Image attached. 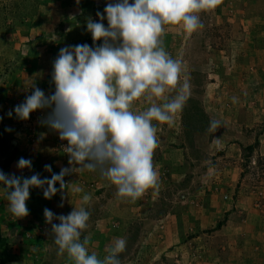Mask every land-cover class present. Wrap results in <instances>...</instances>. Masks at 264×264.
Returning <instances> with one entry per match:
<instances>
[{"label":"rangeland","instance_id":"rangeland-1","mask_svg":"<svg viewBox=\"0 0 264 264\" xmlns=\"http://www.w3.org/2000/svg\"><path fill=\"white\" fill-rule=\"evenodd\" d=\"M40 1L0 0V76L4 78L9 72L19 73L23 82L21 86L27 92L25 98L31 94L32 90L29 88L33 84L44 91L45 88L55 91L52 72L56 56L59 55L61 48L74 46L80 42L79 39L74 40L76 43L74 44L68 40V37H71L68 24L74 20L78 9L88 16L94 13L89 3L95 0L79 2L47 0L46 11L40 10ZM103 2L104 9L109 0ZM200 19L204 24L203 29L192 35L187 34L184 39L181 37L179 44L174 40L172 44L164 45L173 58L182 61L181 80L183 82L186 79L190 88L185 106L177 114L178 117H175L174 125L171 127L166 124L158 125L157 128L159 147L154 153L153 163L154 166L160 164L158 188L149 189L138 199L140 200L138 203L129 200L127 202L117 195V190L102 176L89 175V178L99 177L101 180L87 179L88 175L78 177V174L74 173L65 177V183H70L65 191L72 186L77 177L80 184L92 192L90 205L95 215L96 229L105 225L106 233L110 232V229H116V234L117 231H123L122 235L118 234L119 238H125L127 241L126 251L120 254L122 264H214L216 257L220 259L217 264H231L220 252L224 246H228V243L227 245L225 243L226 237L229 235L233 238L232 231L236 224L226 230L228 217L222 219L220 217L215 221V216L209 218L206 214L203 217L205 213L198 210L203 204L201 201L205 191L203 187L211 185L212 188L213 185L212 182L208 183L210 173L207 172V168L211 167V172L214 173L213 169L218 163L217 160H213L216 158L214 147L216 144L213 139L220 130L234 132L225 122L231 116L229 107L241 101L240 96L243 95L248 102L258 101L264 106V54L261 52L264 50V0H221L215 9L201 13ZM248 39L254 41L244 42ZM6 78L3 86L7 85ZM175 94L176 92L172 91L166 96L170 99ZM233 97L238 98V101L233 102ZM17 98H19L17 104L25 100ZM142 101L144 107L142 110L138 109V112L147 109L148 102L143 99ZM154 101L157 105L166 102L156 98ZM249 105L251 109L255 103ZM195 107L201 109L210 121H219L220 127L201 133L189 131L188 125L194 124L197 118ZM213 113L215 118H212ZM243 115V112L238 113L235 118ZM45 118V114L37 111L32 113L27 121L14 118V125L2 124L0 170L6 174H15L13 164L21 157L32 161L33 167L30 171L46 164H50L55 173H59L62 168L73 167L69 165L68 155L61 154L58 146L59 135L52 134V138L44 143L42 139H37L41 129L48 130L41 122ZM8 128L12 131H6ZM241 132L248 138L256 135V140L252 144L243 142L246 162L248 157L256 158L254 152L259 151L258 137L264 133V123L260 125L258 123L254 127L244 124ZM45 147L62 158L57 162L36 157L45 151ZM249 147L253 148L251 152ZM256 169L255 167L252 170L251 166L249 168L252 172ZM22 172L21 175L24 177ZM40 176L51 178V174ZM210 176L214 179L213 175ZM193 180L197 182L193 183ZM56 187L59 189V184ZM0 189L5 190L3 186H0ZM37 192L39 194L34 192L36 205L32 208L36 212L40 209L44 213L45 208H51L48 204L50 200L44 198L42 189ZM205 192L209 193L212 190ZM203 196L205 199L206 196ZM108 198L121 202V207L110 210L109 206L103 218L101 208L95 203ZM257 199L256 193L255 204ZM186 215H191V222H188V226L186 224L184 234L178 235L177 240L167 238L168 231L171 228L178 229V224H183L179 220ZM110 216V222L107 221V224L105 218ZM173 217H175L173 223L169 222ZM0 240H3L1 236ZM46 242L42 248L44 255L45 253L47 255L46 259L34 260L35 263L32 264H48L47 259L53 264L55 258L51 248L53 238L47 239ZM18 246L9 241L7 252L3 254L0 252V264H25L23 251L18 258L20 261L14 263V256L18 255L20 249L22 250L21 246ZM15 248L19 251L14 252ZM106 248L108 246L99 247L97 242L95 248L90 250L95 252L98 258L103 259L107 255ZM70 260L69 258L55 260V263L74 262Z\"/></svg>","mask_w":264,"mask_h":264},{"label":"clouds","instance_id":"clouds-1","mask_svg":"<svg viewBox=\"0 0 264 264\" xmlns=\"http://www.w3.org/2000/svg\"><path fill=\"white\" fill-rule=\"evenodd\" d=\"M220 3L221 0H109L103 13L96 14L99 22L87 20L94 46L85 43L61 48L53 62L55 91L46 95L33 84L31 94L7 113L9 118L15 113L16 119L27 121L34 112L50 110L41 122L67 142L63 150L69 165H73L55 173L46 164L44 168L51 178H41L38 173L22 177L0 170V186L7 192L8 211L13 216L24 218L30 214L27 202L31 189H42L44 198L51 200L69 186L65 177L77 171H98L116 187L119 197L131 202L149 189L158 188L159 175L153 163L159 147L157 125H174L190 88L186 79L181 80L182 61L164 47L165 26L179 25L188 35L197 33L204 28L200 14ZM172 91L176 94L169 99L166 94ZM154 98L166 102L157 105ZM140 99L151 106L136 112L133 105ZM219 127V121H210V131ZM32 167L30 159L21 157L17 162L20 170ZM91 199L89 194L82 196L84 204ZM90 215L83 206L74 207L66 216L44 209L57 254L63 256L66 252L74 264H122L125 238H116L106 248L103 259L89 252L86 236L81 240Z\"/></svg>","mask_w":264,"mask_h":264},{"label":"crops","instance_id":"crops-1","mask_svg":"<svg viewBox=\"0 0 264 264\" xmlns=\"http://www.w3.org/2000/svg\"><path fill=\"white\" fill-rule=\"evenodd\" d=\"M91 3H93V5ZM91 3H89V5L92 8L91 10H93L94 12L91 16H88L87 13L85 15L82 11H80V9H78V13H76V15L74 16V20L70 21L68 24L70 25L69 32L71 36L70 38L68 37V40L74 44H76L74 40L79 39V44L87 43L90 46H94L92 36L87 31L86 23L89 18L99 22V17L96 14L97 12L103 13V5L105 2H103V0H95ZM79 5H77V7H79ZM40 10H47V0L40 1ZM104 23L107 27L106 19ZM41 24L43 25L44 23H40V25ZM165 28L166 31L164 36L162 37L164 45H169L170 43L172 44L174 40H176L177 43H180L181 37L184 39L187 35L184 32L182 26L179 25H167L165 26ZM249 40L250 39L245 40L244 42L249 43ZM251 41L253 42L254 40H250V42ZM98 43H102V41ZM41 48L42 47L40 46V49ZM261 52H263L264 54V50ZM6 77L3 78V76H0V117H3V120L0 121V127L3 126V123L14 125L15 113H13L12 118H9L7 113L10 110H13L14 106L18 105L17 101L19 98L17 97H20L23 100V98H25V95L27 94L26 90H23L21 86L23 85V82L21 79L22 76L19 73L9 72ZM5 78L7 80V85L3 86L2 83L4 82ZM44 92L48 93V95H51L53 93V91L48 88H45ZM240 98L241 101L229 107V113H231V116L228 117L225 121L226 125L228 127L231 126L234 132L220 130L213 139L216 144L214 146L216 150V158L213 160H217L218 163L213 169L214 173L211 172V167L207 168V172L210 173V175L214 176V179H212L210 175L208 177V183L212 182L213 184L212 188L211 185H206L205 187H203L205 191L212 190V192H203V195H205L206 197L204 199V196L202 195L203 199L201 201L203 204L200 205L201 207H199L200 209L198 211L202 210V212L205 213L204 215H202L203 213L201 214L203 217L206 214L209 218H214L215 216V221H217L218 218L220 219V217L221 219L224 217H228V225L225 226L226 230L229 229V226L236 224L234 231H232V237L234 239L228 235L225 239L227 240V242L225 243L226 245L228 243V246H224V249L220 252L224 256H226V260H229L231 264H264V198L261 200V207H258L255 204L256 191L259 190L260 187L264 189V171L263 175L261 177H258V175L256 176L255 172L249 170V163H245L244 160L245 155L243 153V150L245 145L243 144V142L252 144L256 140V135L253 136L254 138H248L241 132L244 124L249 127H254L258 123L259 125L261 123H264V121H262L264 118V106L263 103L258 101L248 102V100L244 99V95L240 96ZM249 103H252V105L255 103V106L250 109ZM150 106V103H148L146 107L148 108ZM143 107L144 102L142 101V99H140L134 103L133 110L138 112V109L142 110ZM220 108H222V105H220ZM48 111L50 110H45V116H47ZM241 112H243L244 115L242 117L235 118V116H237L238 113L240 114ZM259 112H262V114H258ZM175 117L178 116L176 115ZM212 118H215L214 113L212 114ZM52 134H55L57 136L59 135L57 132L50 130L49 128L48 130L44 128L40 130V134L37 139H42L43 143L48 142V140L52 138ZM258 142H260V148L259 151L254 152V156L259 163V161L261 160L264 161V133L258 137ZM219 144H221V146ZM44 150L45 151H42V153L38 154V156L36 157H40L43 159L46 158L48 161L56 160L57 162L62 158V156L52 153L47 147H45ZM61 154L64 155L65 153L63 154L62 152ZM29 157L31 158L30 155ZM13 168V170L17 173H15V175L22 176V170L17 168V162L13 164ZM155 168L157 172H159L160 164L155 165ZM25 170H23L22 172V174H24V177H31L33 174L37 173L40 175L51 174L45 170L43 165L35 167V170L33 171ZM52 170L53 172H56L53 168ZM74 174H78V177H85L84 175H88L87 179L101 180L99 178L101 177V175L98 171L89 172L85 170L83 172L77 171ZM91 174H96L99 177L89 178V175ZM192 182L195 183L197 181L193 180ZM76 188H80L83 191L76 192ZM113 188L116 189L114 185ZM33 191L39 194L37 191H40V189H31V192L33 194L30 192V199L27 202L28 209L29 206H31V209H29L30 214L24 218H17L8 211L7 195H5L7 194V192L0 189V236L2 237L3 241H5L4 245L0 247V252L1 254L7 252L6 249L7 245H9V241L16 244L17 247H19L18 245H20L22 250L20 249L18 255L14 256V263H18L20 261V259L18 258L20 257L22 251L25 264H32L33 262L35 263L34 260L37 259V261L46 259L47 255L46 253L44 255L42 248L45 246L44 244H47V239L53 238L50 235L51 225L46 223L44 213L40 209L38 210V212H36L32 208L36 205V203H34L36 202V198ZM84 194L93 196L92 192L89 191V188L81 185L78 178L75 177L72 186L64 192H58L53 199L48 201V204H50L51 207L49 209L53 211V213H55L57 216H66L71 211H73L74 207L79 208L81 206L85 207L86 210L90 212L91 215L88 222L89 226L83 232L81 238L84 239L85 236L88 238L87 247L89 249V252L92 253L90 248H95L97 242L99 247H110L113 241L116 238H119L120 235H122L123 231H117L116 234V229H110V232L106 233L104 231L105 225H102L101 228L99 227L100 229H96V220L94 213L91 211V202H89L88 204H84L82 201V196ZM62 196L63 200L61 198ZM126 201H123V203ZM139 201L140 200L138 199L136 200L137 203ZM61 203L63 204V207L60 206ZM120 203L121 202L114 201L112 198H108L103 199L102 202L95 204L99 205L98 207L101 208V211L103 213L102 216L104 218L109 210V206H111L110 210H113V208H120ZM190 216L191 215H186L181 220H179V222H183V224H178V229L171 228V230L166 234L167 238L169 237L173 240H177L176 237H178V235L182 236V234H184L183 231H185L188 226V222H191ZM110 218L111 216L108 218L106 217V222H110ZM174 218L175 217L169 219V222L173 223V221L175 220ZM53 223L58 224L59 220H54ZM110 228L112 227L110 226ZM168 228H170V226H168ZM225 240H223V242ZM51 248L52 252L56 250L54 242L51 243ZM18 251L19 250L17 248L14 249V252ZM3 257L5 258V255ZM68 258L69 257L65 252L63 256L58 255L54 258V260H66ZM219 260V257H216L214 264H217ZM55 264L61 263L56 262ZM70 264H74V262Z\"/></svg>","mask_w":264,"mask_h":264},{"label":"trees","instance_id":"trees-1","mask_svg":"<svg viewBox=\"0 0 264 264\" xmlns=\"http://www.w3.org/2000/svg\"><path fill=\"white\" fill-rule=\"evenodd\" d=\"M195 109L197 110V118L195 119V123L188 125L189 126V131H193L194 133H201V132H207L209 130V126H210V120L208 119V117L206 116V114L199 108L195 107ZM193 133V134H194ZM250 152L253 150L252 147H249ZM253 153V152H252ZM246 162L245 163H250L251 162V157L246 158ZM263 160L259 161L258 165L260 166L261 171L263 170ZM93 212V211H92ZM94 213V212H93ZM82 239V238H81ZM5 243V241L0 240V247L3 246ZM56 246V245H55ZM57 246H56V250L53 252L55 257L58 256L57 252ZM67 254V253H66ZM47 263L51 264V260L47 259ZM53 264H55V260H53Z\"/></svg>","mask_w":264,"mask_h":264},{"label":"built area","instance_id":"built-area-1","mask_svg":"<svg viewBox=\"0 0 264 264\" xmlns=\"http://www.w3.org/2000/svg\"><path fill=\"white\" fill-rule=\"evenodd\" d=\"M46 95H48V93H45ZM45 111V110H44ZM44 111H40V112H44ZM58 142H59V149L60 151H62L63 153L64 150H63V146H65L67 144L66 141H61L60 138H58ZM249 166H251L252 170H254V168L256 167V176L258 175V177H261L263 175V171H264V167H263V170L261 171L260 166L258 165V162L255 158L251 159V162L249 163ZM250 168V167H249ZM256 193L258 194V199H257V202H256V205L258 207L261 206V200L264 198V189L260 187L259 190L256 191Z\"/></svg>","mask_w":264,"mask_h":264}]
</instances>
